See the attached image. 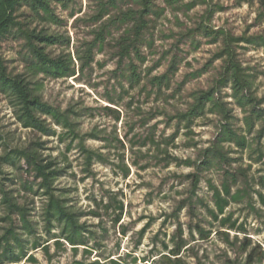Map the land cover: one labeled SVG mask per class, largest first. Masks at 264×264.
Wrapping results in <instances>:
<instances>
[{
    "label": "rangeland",
    "instance_id": "1",
    "mask_svg": "<svg viewBox=\"0 0 264 264\" xmlns=\"http://www.w3.org/2000/svg\"><path fill=\"white\" fill-rule=\"evenodd\" d=\"M203 1L206 3L187 14L168 11L157 20L151 31L153 46L144 50L147 61L138 69L142 78H146L149 69L153 70L150 77L163 75L173 57L182 59L171 87L163 88L162 93H157L150 86L146 90H141V87L130 89L125 81L122 82L120 72L114 74L117 70L116 61L107 51L97 56L91 71L78 73L74 78L53 79L43 75L32 78L24 62L25 42L15 32L1 41L0 55L5 60L8 73L12 76L22 75L32 82L39 81L38 93L46 102L62 111L70 108L79 115L75 116L78 132L81 135L99 136L98 140H88L86 146L90 150L101 152L105 157L102 163L97 162L88 169L78 141L71 143L68 150L70 139L60 143L57 137H43L23 128L15 118L9 99L0 92V189H21L19 173L6 160L9 156H14L17 149L32 142H42L43 156L55 160L58 168L64 171L56 182L57 188L66 192L70 204L77 210L89 211L96 208V204L102 207V201L109 198L124 203V211L118 224L113 221L112 211L106 215L103 209L100 210L103 214L102 221L92 216L82 219L90 226V230L98 233L96 241L91 242L97 251L90 257L81 248L77 256H73L68 250L48 261L43 252L38 251L35 254L39 264H77L82 261L88 264L108 257L115 260L125 257L124 264H146L145 260H158L162 254L171 250L173 240L177 241L180 235L179 229H182L183 238L190 244L182 251L183 258L190 264H226L227 258L243 260L244 255L238 246L224 243L222 237L216 234L217 224L212 229L205 225L207 230L214 231L210 240H199L197 235L192 239L189 227L193 218L187 208L182 211L177 209L181 200L191 196L194 201L198 195L210 202L212 194L206 180H212L219 186V171L213 169L205 173L196 195H193L190 183L181 178L191 172V169L175 165L167 167L165 161L168 159L164 152L165 140L176 129L175 122L170 123L169 118L186 107L193 91L206 90L215 84L221 71L222 61L215 57L221 51L222 44H212V38H207L196 30L201 25H206L209 30L223 31L234 38L264 36V20L259 19L258 3L246 4L238 0ZM74 10H81L77 15L79 18L91 13L90 0H75ZM27 12L25 8L20 11V21L28 19ZM55 14L63 20L62 25L37 22L32 28H36L38 32L44 30L49 34L62 36L65 40L70 38V47H48L46 53L51 57L70 54L78 70L74 52L89 38L90 29L84 23H76L75 19H70V11L57 7ZM234 49L237 60L254 77V96L262 102L260 107L264 108V49L245 42L235 44ZM200 71L205 73L200 78L192 79L193 74ZM146 81L147 79L144 82ZM121 82L124 88L120 86ZM225 92L231 94L230 90ZM109 99H113L116 105L109 104ZM226 101L231 103L235 128L246 134L243 121L246 114L236 106L233 99L228 98ZM105 106L117 110L120 120L116 121L115 114L103 110ZM218 125L217 117L208 116L207 119L197 121L190 134L181 129L174 143L168 147V153L182 160L195 159L197 149L194 146L198 149L207 147L215 138ZM259 128L260 123L254 133L247 134L250 143L247 149L241 151L235 146L231 147L230 156L236 160L233 168H242L248 176V184L241 183L238 187L246 186L251 197L239 204L232 203L226 214H231L232 219L238 225H243L247 233L230 232L231 240L235 235H239L240 240L248 237L252 246L259 244L264 249V204L255 193L261 192L264 195L261 181L264 179V134L260 137L256 133ZM150 135L160 148L147 139ZM144 140L147 143L145 147L142 145ZM125 167L130 170L128 177L124 176ZM35 202L38 210L41 201L36 198ZM196 206L199 210L196 211L197 216L201 218L204 209L199 204ZM197 220L194 218L193 223ZM2 226L0 223V233ZM165 245L169 249H165ZM129 253L132 255L126 257ZM134 258L136 262L133 261Z\"/></svg>",
    "mask_w": 264,
    "mask_h": 264
},
{
    "label": "trees",
    "instance_id": "2",
    "mask_svg": "<svg viewBox=\"0 0 264 264\" xmlns=\"http://www.w3.org/2000/svg\"><path fill=\"white\" fill-rule=\"evenodd\" d=\"M240 3L259 4V19L264 20V0H238ZM92 11L84 17H77L81 10H74L75 0H0V43L8 35L16 33L19 39L25 42L26 55L24 62L29 76L36 78L39 75L53 79L74 78L77 74L91 71L96 64L98 55L110 53L116 61L117 70L121 73L122 82H126L130 89L141 87L146 90L150 86L162 93V89L171 87L173 77L179 71L182 59L177 56L170 61L166 73L160 76H152V69L147 71L146 82L138 72L139 66L146 63L147 58L144 50L152 48V29L155 23L168 11L173 13H188L202 3L203 0H90ZM60 7L64 11H70L69 18L75 22H82L89 31V38L84 40L75 50L74 59L78 62V70L74 66L73 58L68 56L51 57L46 53V48L57 45L70 47V38L66 40L59 35L49 34L42 30L32 28L34 23L44 22L53 25H62L64 22L56 14L55 9ZM28 10L26 20L20 21V11ZM201 35L212 38V44H222L221 51L216 55V60H221V71L218 80L206 90L193 91L183 110H178L169 118V122H175V131L165 140L168 159L166 166L175 165L191 169L182 180L189 182L194 194L204 179L205 173L216 169L221 174L220 185H215L212 180H206L212 197L210 202L196 195L183 199L178 204V211L188 209L191 218L198 220L190 224L189 231L192 239L195 235L199 240H210L214 231L211 229L217 224V235L222 237L224 243L238 246L242 261L227 258L226 264H262L264 262V249L257 244L252 246L248 237L243 240L239 235L231 240L230 232L247 234L243 225H238L232 215L226 214L227 208L232 203H242L251 197L246 186L238 187L239 184H248V176L242 168H233L236 162L230 156L231 147L242 150L247 149L250 143L247 134L254 133L257 124L260 128L256 132L260 137L264 134V108L254 96V77L236 58L234 49L237 43H248L264 49V36L251 38H234L223 31L209 30L208 26L201 25L197 30ZM205 72L193 74L192 79L200 78ZM122 82L120 86L124 88ZM186 83V81L184 82ZM143 85V86H142ZM40 82H32L22 75L12 76L8 73L5 60L0 55V92L10 101L13 113L17 121L25 129H29L43 137H57L60 143L78 141V147L84 156L88 169L97 162L102 163L104 154L90 150L86 146L88 140H98L95 134L81 135L77 130V115L72 109L62 111L46 102L38 93ZM230 90L231 94L225 91ZM231 98L236 106L246 116L243 121L246 126V134L236 129L233 120L231 103L226 100ZM108 103L116 105L113 99ZM249 109V110H248ZM103 110L115 114L116 121L120 120V113L110 106ZM215 116L219 120L218 131L213 140L205 148L198 149L195 159L185 160L170 156L168 147L178 137L180 130L184 129L187 134L192 133L196 122ZM60 130V131H59ZM152 145L160 148L150 135ZM143 147L147 143L142 142ZM44 143L32 142L24 148L14 151V156L7 158V163L19 173L18 181L21 189L18 191L8 188L0 189V264H39L36 252L42 251L48 261H52L59 253L70 250L73 256H77L80 249L90 257L96 250L91 245L97 239V231L90 230V226L82 219L92 216L101 219L103 209L106 215L110 211L114 214V223L121 221L124 211V203L117 202L115 198L102 201L103 205L96 204V208L89 211L77 210L70 204L66 192L56 186V182L64 171L58 168L55 160L47 159L42 151ZM261 153L260 156H262ZM23 163V164H22ZM142 169H145L142 168ZM124 176L130 174L129 168H124ZM264 186V179L261 180ZM235 188V190H234ZM18 195H17V194ZM264 204V195L255 192ZM36 198L40 199L41 206L36 207ZM96 203V202H95ZM201 205L204 214L197 216L198 207ZM211 219V220H208ZM178 240H173V246L168 253L162 254L158 260L146 264H190L182 256L183 249L190 244L179 229ZM165 249H169L167 245ZM54 249V253H52ZM129 253L126 257H130ZM124 258L118 260L111 257L96 259L88 264H124ZM136 262V259L133 260ZM77 264H87L77 262ZM200 264V262H198Z\"/></svg>",
    "mask_w": 264,
    "mask_h": 264
}]
</instances>
